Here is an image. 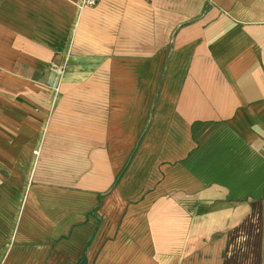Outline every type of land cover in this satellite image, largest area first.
Returning a JSON list of instances; mask_svg holds the SVG:
<instances>
[{
    "label": "crops",
    "instance_id": "obj_1",
    "mask_svg": "<svg viewBox=\"0 0 264 264\" xmlns=\"http://www.w3.org/2000/svg\"><path fill=\"white\" fill-rule=\"evenodd\" d=\"M81 4L0 0V264H264V0Z\"/></svg>",
    "mask_w": 264,
    "mask_h": 264
},
{
    "label": "built area",
    "instance_id": "obj_2",
    "mask_svg": "<svg viewBox=\"0 0 264 264\" xmlns=\"http://www.w3.org/2000/svg\"><path fill=\"white\" fill-rule=\"evenodd\" d=\"M99 0H82V6H95Z\"/></svg>",
    "mask_w": 264,
    "mask_h": 264
},
{
    "label": "trees",
    "instance_id": "obj_3",
    "mask_svg": "<svg viewBox=\"0 0 264 264\" xmlns=\"http://www.w3.org/2000/svg\"><path fill=\"white\" fill-rule=\"evenodd\" d=\"M122 172H123V170H122L121 173L119 174V177L121 176Z\"/></svg>",
    "mask_w": 264,
    "mask_h": 264
},
{
    "label": "rangeland",
    "instance_id": "obj_4",
    "mask_svg": "<svg viewBox=\"0 0 264 264\" xmlns=\"http://www.w3.org/2000/svg\"><path fill=\"white\" fill-rule=\"evenodd\" d=\"M126 169V168H125ZM121 173V172H120Z\"/></svg>",
    "mask_w": 264,
    "mask_h": 264
}]
</instances>
